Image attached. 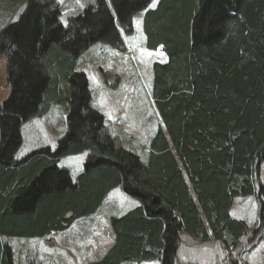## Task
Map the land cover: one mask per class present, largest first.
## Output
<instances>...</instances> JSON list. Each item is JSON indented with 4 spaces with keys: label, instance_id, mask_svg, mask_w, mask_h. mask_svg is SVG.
Returning <instances> with one entry per match:
<instances>
[{
    "label": "trees",
    "instance_id": "16d2710c",
    "mask_svg": "<svg viewBox=\"0 0 264 264\" xmlns=\"http://www.w3.org/2000/svg\"><path fill=\"white\" fill-rule=\"evenodd\" d=\"M98 0L62 20L58 0H22L0 33L8 98L0 104V264H13L1 238L43 239L93 216L115 188L141 203L113 217L114 245L91 264H176L181 234L235 251L248 229L235 199L256 197L264 233V0ZM143 14L153 65L152 99L163 122L145 163L105 130L78 60L97 43L123 46ZM52 102L69 105L56 149L16 160L21 125ZM88 152L77 181L62 158ZM231 264L238 260L231 259Z\"/></svg>",
    "mask_w": 264,
    "mask_h": 264
},
{
    "label": "rangeland",
    "instance_id": "374dc122",
    "mask_svg": "<svg viewBox=\"0 0 264 264\" xmlns=\"http://www.w3.org/2000/svg\"><path fill=\"white\" fill-rule=\"evenodd\" d=\"M87 1L90 2L89 5H95L98 0H58L61 7L66 10H63L61 20L65 26L68 25L70 17L77 16L86 8ZM23 9L22 0H0V33L8 24L18 20ZM150 9L155 8L150 6ZM142 19V14L135 19V33L132 36L123 34L124 44L121 48L114 49L101 43L92 46L78 60L77 71L87 76L96 109H99L107 119H115L114 116L111 118V115L115 114L116 119H121L136 128L140 124L138 119H143V131H138L143 134L136 135L137 141L132 145L139 147L137 150L146 163L150 141L158 128L163 125L152 99L153 65L167 63L168 58L162 48L157 51L147 49L146 36L141 28ZM8 95L6 61L0 55V104L8 98ZM68 111V104L52 102L45 107L42 116L23 123L21 125L23 144L17 158L23 159L45 147L56 149L58 140L67 131ZM123 142H126L128 150L135 152L127 138H123ZM85 153L64 157L61 162V166L72 171V179L75 182L84 169V164L79 163L86 162L88 156ZM258 180L259 184L264 183V165L261 166ZM115 202L117 204L112 206L106 201L98 211L99 216H95L97 218L76 221L77 224L74 223L73 228L67 234H63L64 236L50 235L43 239L2 237L1 241L11 250L13 264H91L98 261L112 245L110 241L113 242V237L108 233L107 218L111 219L114 215L110 217L109 215L121 207L122 203ZM258 212L259 203L256 197L235 199L231 216L235 220L245 222L248 229L237 249L231 253L216 242L208 245L207 255H211L212 262L231 264V259L238 261L242 259L241 261L246 264H264L263 235L260 237L261 234H258L252 242H249L254 230L259 226ZM92 219H96V222L92 223ZM254 248L257 249L249 256H245L246 250ZM242 250L245 252L242 253ZM212 256H216V259Z\"/></svg>",
    "mask_w": 264,
    "mask_h": 264
},
{
    "label": "crops",
    "instance_id": "0c3cea01",
    "mask_svg": "<svg viewBox=\"0 0 264 264\" xmlns=\"http://www.w3.org/2000/svg\"><path fill=\"white\" fill-rule=\"evenodd\" d=\"M85 3H87L85 5V7L90 6L89 5L90 2L87 1ZM63 10H64V8H63ZM64 11H66V10H64ZM136 18H137V16L135 17V19ZM135 19H134V25H135ZM94 100H95V98L92 95V105L96 109L97 107L95 106ZM97 110L100 111L99 109H97ZM113 116H114L115 119H107L106 118V121H105V130H106V132L109 135H111L112 137L117 138L119 140L120 144L124 148H126V145H125L126 142L125 143L123 142V138H127V141L130 143L131 148L132 149H135V152L140 156V158L143 161V158H142L141 154L137 150L139 147L132 145V143H135V141H137V140H135L136 135H142L143 134V132H142V134H140L138 132V131H143V119H138L140 121V124L137 125V128H138L137 129L136 127L131 126L129 123L124 122L121 119H116L115 114L114 115H111V118ZM116 125H119L121 127L118 128ZM140 126H141V128H140ZM134 132H136V133L134 134ZM22 144H23V142H22ZM19 152H20V149H19L18 153ZM18 153L16 154V157H15L16 160H20V159L17 158ZM85 154H87V156H88V152H86ZM80 155H83V154H80ZM68 157H70V156H68ZM68 157H65V158H68ZM63 159L64 158H62L60 160V162H59V167H61V168H65V167L61 166V162H62ZM79 164H84V162H80ZM65 169H67V168H65ZM71 176L73 178L72 171H71ZM106 201H108L109 204H111L112 206H115L117 204L115 201H121L122 202L121 203V207H118V209H116L114 212H112L109 215V217L111 215H114L113 217H117V218L122 217V216L126 215L128 212H130V211H132V210H134V209H136V208H138V207L141 206V203L138 200H136V199H134L132 197L127 196L120 187L119 188H115L114 190H112L109 193V195L106 197V199L104 200V202L101 205V207H103V205L105 204ZM99 209H98V211H99ZM98 211L93 216H91L89 218H94L95 216H99L98 215V213H99ZM95 218H97V217H95ZM81 220H83V219H80L77 222H80ZM92 220H93L92 223L96 222V219H92ZM110 220L111 219L107 218L108 233H109V235L111 234L112 237H113V234H112V231H111V228H110ZM77 222H75V224H77ZM74 225H72L68 230H66L64 232L54 233L52 235H61V236H64L63 234H65V233L67 234L73 228ZM263 238H264V233H263ZM36 239H38V238H36ZM110 242L112 243V245L105 252V254L114 245V237H113V242L112 241H110ZM110 242H108V244H111ZM213 242H216V243L220 244L221 246H223L219 241L214 240V239H211L208 242H203V243L199 242L198 243L197 241H195L194 239H192L187 233L183 232L181 234V245H180V248H179V251H178V254H177L176 264H217V263H215V261L212 262V260H210L211 255H209V256L207 255V252L209 250V249H207V246L210 245V244H212ZM104 244H106V243H103V245ZM256 249L254 248L253 250H246V253L247 254H245V256H249ZM243 252H245V251L242 250V253ZM105 254L102 255L101 258H103L105 256ZM243 256H244V254H243ZM212 258L216 259V256H212ZM100 259H98V260H100ZM241 260L242 259H239V261H240L241 264H246V262L244 263ZM239 261H238V264H240ZM126 264H131V263H126ZM142 264H161V263L159 261H154V262H144ZM226 264H227V262H226Z\"/></svg>",
    "mask_w": 264,
    "mask_h": 264
},
{
    "label": "snow or ice",
    "instance_id": "6c2138e0",
    "mask_svg": "<svg viewBox=\"0 0 264 264\" xmlns=\"http://www.w3.org/2000/svg\"><path fill=\"white\" fill-rule=\"evenodd\" d=\"M157 3H158V0H152L151 8H153V9L156 8Z\"/></svg>",
    "mask_w": 264,
    "mask_h": 264
}]
</instances>
